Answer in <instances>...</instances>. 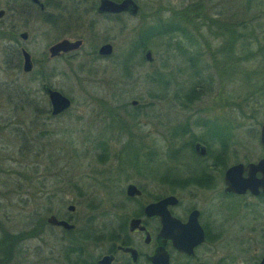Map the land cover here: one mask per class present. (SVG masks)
<instances>
[{
    "label": "rangeland",
    "instance_id": "1",
    "mask_svg": "<svg viewBox=\"0 0 264 264\" xmlns=\"http://www.w3.org/2000/svg\"><path fill=\"white\" fill-rule=\"evenodd\" d=\"M143 1L163 3L171 12L144 20L118 16L93 26L87 18L83 48L51 61L47 46L63 33L51 30L30 5L18 13L16 0H0V7L11 6L9 18L15 11L19 30L28 32L19 41L34 59L30 73L15 70L14 49L8 40L0 42V258L4 247L6 264H64L67 244L76 261L81 243L88 260L116 216L132 210L127 182L161 190L159 177L187 178L206 164L192 148L196 141L219 147L216 132L233 124L229 143L240 145L249 126L264 122V0ZM191 2V17L178 19L172 8L182 11ZM162 20L185 31L149 36V26ZM248 25L256 28L255 39L246 36ZM104 40L114 50L100 57L96 48ZM43 80L71 98L62 114L35 117L21 107L23 89L37 108L48 105ZM189 189L199 187L191 183ZM225 206L237 208V200ZM260 207L264 215V203ZM50 213L76 228L52 227Z\"/></svg>",
    "mask_w": 264,
    "mask_h": 264
},
{
    "label": "flooded vegetation",
    "instance_id": "2",
    "mask_svg": "<svg viewBox=\"0 0 264 264\" xmlns=\"http://www.w3.org/2000/svg\"><path fill=\"white\" fill-rule=\"evenodd\" d=\"M134 1L138 6L135 14L128 10L101 11L99 10L101 0H16L13 9L20 13L22 5H30L42 15V19L51 26V30L63 33L47 46V60L53 61L71 57L83 48L86 41L84 36L86 34L83 31L87 18L90 26H93L98 21L112 23L118 16L136 18L142 15L144 20L146 17L155 18L162 11L171 12L170 6L163 3L159 6L155 3L149 6L143 3V0ZM10 9L11 6L7 4L0 7V42L4 38L14 49L13 68L18 71L22 68L24 72L30 73L34 59L19 41V38L26 40L29 35L26 30H24L26 34L19 30L21 23L15 17L14 10V17H11L14 20L8 17ZM63 38L81 39L82 43L77 48L52 53L50 46ZM107 42L112 44V52L100 53L99 47ZM23 49L30 53L32 62L30 71L23 69ZM147 49L149 48L144 49V57ZM113 50L114 44L104 40L97 46L96 54L107 57ZM45 83L49 84L43 80V90ZM34 114L35 117L54 115L49 97L48 105L40 104ZM261 124L262 122L257 129L249 126L246 130L247 142L240 145L229 143L230 134H233L229 131L233 124L226 132H222L223 130L216 132L221 143L219 147L211 148L206 142L200 141L205 145V153L201 154L195 149L196 141L193 145L194 151L204 157L206 164L200 163L201 166L195 173L187 178L181 174L174 175V179L167 178L168 175L159 177L161 190H145L142 186L144 184H137L134 180L127 182L125 197L132 203V210L116 216L115 223L99 239L97 245L100 248L99 252L96 255L90 254L88 260L85 256V244L81 243L77 247V252L73 253L77 263L72 261V255L69 256L70 244H67L64 249V264H259L264 256V248H261L264 242L262 239L264 233H261L264 215L260 207L264 203V191L259 183L262 171L256 169L252 172V168L245 167L257 163L264 157ZM235 164L243 165L241 176L247 178L243 181L244 188L240 192L226 190V170ZM129 183L136 184L140 193L128 194ZM191 183L197 185L199 190L189 189ZM167 196L174 198L169 202L150 205ZM232 198L237 200V208L225 206ZM46 222L67 232L76 228V224L71 229L51 224L47 217ZM250 231L254 234L252 235Z\"/></svg>",
    "mask_w": 264,
    "mask_h": 264
},
{
    "label": "water",
    "instance_id": "3",
    "mask_svg": "<svg viewBox=\"0 0 264 264\" xmlns=\"http://www.w3.org/2000/svg\"><path fill=\"white\" fill-rule=\"evenodd\" d=\"M137 3L134 0H121V1H115V0H101V3L99 5V10H110V11H121V10H128L129 12L135 14L137 12ZM23 34H26L23 31ZM82 40L81 39H75V40H70L68 38H63L54 44L50 46V50L52 53H57L60 50L67 51L73 48H77L81 45ZM112 44L107 42L102 44L98 51L102 54H108L112 52ZM23 56H24V65L23 69L25 71H30L32 68V62H31V57L30 53L26 50L23 49ZM145 58L148 61L152 60V52L150 49H147L145 52ZM44 90L46 91L49 100L52 105V114L57 115L60 114L61 112H64L67 110L71 104L72 100L69 96L64 94L61 90L50 86L49 84L45 83L43 85ZM137 101L134 99L132 100V103H136ZM261 141L264 145V122L261 124ZM195 149L197 152L203 154L205 153V145L201 142H196L195 143ZM243 165L242 164H235L230 166L225 173V179H226V190L228 191H237L240 192L244 188V182L247 178H243L241 176V171L243 170ZM245 168H252V172L256 169H260L262 171V177L259 183L262 186V190L264 191V157L258 161L257 163H252L249 164ZM127 192L128 194H135V193H140V189L137 187L136 184L134 183H129L127 185ZM173 196H167L165 198L160 199L159 201L155 203H151L150 205H157L159 203L163 202H169L173 200ZM69 210L74 209L73 204L68 205ZM47 221L51 224H56L60 225L63 228L71 229L75 227V223L70 221L67 218L64 217H59L55 213H50L47 217ZM259 264H264V256L262 260L259 262Z\"/></svg>",
    "mask_w": 264,
    "mask_h": 264
},
{
    "label": "trees",
    "instance_id": "4",
    "mask_svg": "<svg viewBox=\"0 0 264 264\" xmlns=\"http://www.w3.org/2000/svg\"><path fill=\"white\" fill-rule=\"evenodd\" d=\"M249 1H250V0L247 1L248 4H250ZM195 5H196V3H193V2L189 3L185 8L183 7V10H182V11L180 10L181 13H180L179 10H175V9H173V8H172V10H173V13L177 15L178 19L181 20L182 18H187L188 16H189V18L191 17V15H189L188 13L191 12V8L194 7ZM187 10H188V12H187ZM195 10H196V9H195ZM194 15H195V14H194ZM189 18H188V19H189ZM189 20H190V19H189ZM244 20H246V19H244ZM249 21H250V20H249V18H248V20L245 21V24L247 25L248 23H250ZM176 24H178V23H176L175 21H172V20H169V21H166V22H164V21L162 20V21L156 23V24L153 25V26H149V27H151V28H149V33H148V34H149V36H150V34H153V33L166 34V33H170V32H172V31H176V30H179V29H180L181 31H185V28H184L182 25L179 26V25H176ZM225 25H227V23H225ZM248 29H249V30L246 32V36L255 39V37L258 36V32H257L256 28H255V27H251V28H250V26L248 25ZM230 31H231V33H233L234 28L231 27V28H230ZM244 36H245V33H244ZM22 92H23V95H22L23 97L20 96V97H22L21 107H22V108H26V109H28V111L31 112V113H34L37 109H39V108H37V105H35L34 102H33V100H34V98H33L34 95H33V97H32L31 92H30L29 90H27V89H23ZM20 95H21V94H20ZM61 114H62V113H61ZM57 115H59V114H57ZM57 115H53V116H57ZM33 123H35V122L33 121ZM224 125H225V124H224ZM224 125H223V127H224ZM221 131H222V130H221ZM192 145H193V144H192ZM192 148H194V147L192 146ZM56 193H57V190L54 189L53 196H55V197L57 198L58 196L56 195ZM73 231H74V230H73ZM73 231H72V232H73ZM6 238H7L8 242H9V241H14V239H16L15 236H9V237L6 236ZM77 239H78L77 241H79L81 238L78 237ZM7 240H6V242H7ZM79 243H80V242H79ZM14 245L16 246V242L11 243L9 246L13 247ZM5 246H6V245H5ZM9 246H7L8 249H10ZM77 247H78V246H77ZM8 253H9V252H5L4 247H3V254H2V256H1L2 258H0V264H3V263L6 264V261L9 262L10 257H9V255H8ZM72 261H74V260H72ZM74 262L77 263V261H74Z\"/></svg>",
    "mask_w": 264,
    "mask_h": 264
}]
</instances>
